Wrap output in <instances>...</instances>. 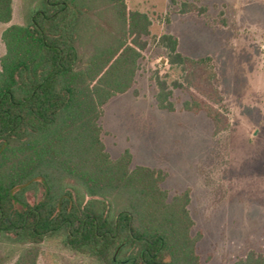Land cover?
<instances>
[{
    "label": "trees",
    "instance_id": "16d2710c",
    "mask_svg": "<svg viewBox=\"0 0 264 264\" xmlns=\"http://www.w3.org/2000/svg\"><path fill=\"white\" fill-rule=\"evenodd\" d=\"M184 2L180 14H205ZM22 24H10L13 0H0V246L13 264H38L40 245L57 238L94 264H203L192 235L191 192L170 198L167 174L112 159L99 124L104 106L129 92L148 47L151 20L126 0H22ZM157 45L156 103L175 112V90L190 95L185 112L204 113L214 136L229 129L225 98L210 57L178 52L166 34ZM32 194L34 200H28ZM235 264H264L250 251Z\"/></svg>",
    "mask_w": 264,
    "mask_h": 264
},
{
    "label": "rangeland",
    "instance_id": "374dc122",
    "mask_svg": "<svg viewBox=\"0 0 264 264\" xmlns=\"http://www.w3.org/2000/svg\"><path fill=\"white\" fill-rule=\"evenodd\" d=\"M126 1L132 11L148 15L150 35L135 85L103 108L99 124L106 151L112 159L129 151L131 168L166 173L162 188L170 198L190 190L192 235L201 234L197 253L203 264H235L250 251L264 255V0ZM184 2L207 11L180 14ZM22 23V0H13L10 24ZM9 25L0 24V58ZM166 34L177 39L183 56L212 59L230 117L225 133L214 136L204 113L182 110L190 99L184 91L173 93L175 112L158 109L155 73H170L169 82L181 77L168 69L167 51L157 45ZM40 250L38 264H94L57 238ZM5 254L1 245L0 264H13Z\"/></svg>",
    "mask_w": 264,
    "mask_h": 264
}]
</instances>
